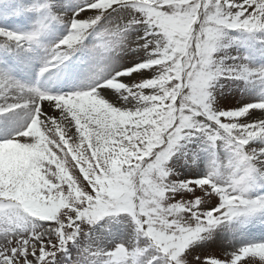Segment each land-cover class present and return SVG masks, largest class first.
Returning a JSON list of instances; mask_svg holds the SVG:
<instances>
[{
    "label": "snow or ice",
    "instance_id": "obj_1",
    "mask_svg": "<svg viewBox=\"0 0 264 264\" xmlns=\"http://www.w3.org/2000/svg\"><path fill=\"white\" fill-rule=\"evenodd\" d=\"M0 264H264V0H0Z\"/></svg>",
    "mask_w": 264,
    "mask_h": 264
}]
</instances>
